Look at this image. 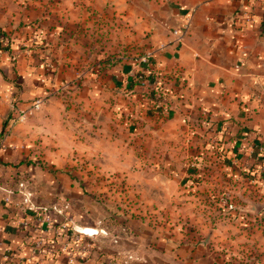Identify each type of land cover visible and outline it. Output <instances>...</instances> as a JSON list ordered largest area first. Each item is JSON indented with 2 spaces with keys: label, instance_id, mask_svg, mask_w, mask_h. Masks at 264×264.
<instances>
[{
  "label": "rangeland",
  "instance_id": "obj_1",
  "mask_svg": "<svg viewBox=\"0 0 264 264\" xmlns=\"http://www.w3.org/2000/svg\"><path fill=\"white\" fill-rule=\"evenodd\" d=\"M66 11L57 20L49 10L39 42L30 41L33 32L17 42L19 51L36 55L32 66L60 71L46 87L45 138L34 134L21 162L55 178L56 194L48 197L61 207L45 206L56 220L97 231L79 240L45 234L67 254L62 264H85V257L97 264H197L205 256L203 264H264L263 161L236 153L229 132L218 141L209 115L177 91L173 73L155 74L167 104L160 93L149 94L154 77L133 83L134 74L157 69L141 60L149 32L110 12ZM117 69L134 73L124 82L113 77ZM249 204L262 207L251 211ZM204 247L206 255L196 251Z\"/></svg>",
  "mask_w": 264,
  "mask_h": 264
},
{
  "label": "crops",
  "instance_id": "obj_2",
  "mask_svg": "<svg viewBox=\"0 0 264 264\" xmlns=\"http://www.w3.org/2000/svg\"><path fill=\"white\" fill-rule=\"evenodd\" d=\"M67 9L69 14L76 10L102 15L110 12L129 19L139 32H149L148 60L155 62L156 72L174 74L177 91L190 95L196 109L216 122L214 127L221 130L218 136L229 132L234 143L243 141L239 149L244 148L246 153L250 152L246 147L249 143L264 151V4L260 6L254 0H0V32L11 34L8 45L0 34V133L5 130L0 137V264H62L66 260L67 254L56 249L57 256L47 253L41 260L33 258L31 232L29 227L21 226L24 220L32 225L34 211L28 207H61L59 199L53 202L48 197L56 194L55 178L36 165L21 162L29 152L33 135L45 138L46 87L54 85L47 83L52 76L56 80L60 71L42 62L38 68L32 66L36 55L19 51L17 42L31 32L30 41L39 42L49 10L60 20ZM32 17L42 21H30ZM187 21V32L177 40L174 30H182ZM57 25L53 31L61 27L60 22ZM132 73L117 69L113 77L121 75L126 82ZM38 99L42 102L41 113L31 107ZM21 112L23 119L15 122ZM7 251L12 257L4 260ZM196 251L206 255L205 247ZM19 259L24 261L19 263ZM85 264L97 263L85 257Z\"/></svg>",
  "mask_w": 264,
  "mask_h": 264
},
{
  "label": "built area",
  "instance_id": "obj_3",
  "mask_svg": "<svg viewBox=\"0 0 264 264\" xmlns=\"http://www.w3.org/2000/svg\"><path fill=\"white\" fill-rule=\"evenodd\" d=\"M255 2H260L261 0H254ZM188 25L189 22L187 21L184 25L182 30L178 31V30H174V34L177 36V40H180L185 33L187 32L188 29ZM149 53H146L145 56H143L141 58L142 61H148L149 58ZM49 64L46 65V67H48ZM151 73H155L157 74V72L155 71H148ZM155 79L154 84L160 85V81H159V76L154 75L153 76ZM43 81V79H42ZM41 104V100H36L33 104H32V108L33 109H39ZM24 117V112H21L15 119L16 121H20L22 120ZM29 195V193H28ZM6 202H9L10 199L6 198L5 199ZM17 206H19L18 203H16ZM27 209H31L33 210V214H34V219L32 220V225L30 226V223H28L27 221H23L21 223V226L23 227H29V231L31 232V245H30V255L33 256V258H36L38 260H41L42 256L47 254V253H54V250H58L57 246L55 247L56 243H48L46 240V235L47 234H53L54 237L58 238L63 232H67L70 233V235L76 240L81 239L82 236H86V237H92V235L94 234H89V233H80L77 232L75 230V227H70L68 222H66V220H62V221H58L56 220L50 212V209L47 206H43L40 208H35V207H28ZM57 210V209H56ZM57 213H62L61 210H57ZM46 234V235H45ZM96 234V233H95ZM58 248H60L58 246ZM65 248V247H64ZM62 249V248H60ZM12 254L10 251H7L4 255L3 258L4 260H9L11 259ZM29 259V258H28ZM30 260V259H29ZM22 261H24L23 259H19L18 262L21 263ZM73 261L72 258L69 259V262L71 263Z\"/></svg>",
  "mask_w": 264,
  "mask_h": 264
},
{
  "label": "trees",
  "instance_id": "obj_4",
  "mask_svg": "<svg viewBox=\"0 0 264 264\" xmlns=\"http://www.w3.org/2000/svg\"><path fill=\"white\" fill-rule=\"evenodd\" d=\"M0 34L2 35V39H5L6 41H7V45L10 43V38L9 37H7L4 33H2V32H0ZM9 47V46H8ZM155 75V73H151V72H140V73H136V74H134L133 75V78L132 79H134V81H133V83L136 85L139 81H147V82H150L151 83V78L153 77ZM9 82L10 83H12V84H14L15 83V80H12V79H9ZM127 82V81H126ZM134 84H132V85H134ZM16 86H18L17 84H15ZM150 92H149V94L150 95H155L157 92L158 93H160V95H161V97L163 98L164 97V100L163 101H165V103L167 104V102L166 101H168L167 99V92H166V90H164L163 88H161V86H159V85H157V84H155V86H153V87H150V90H149ZM150 97V96H149ZM150 100H149V102L150 103H152L153 105H156L157 104V100H155L154 98H149ZM162 99H160V101H161ZM161 103V102H160ZM169 106V105H168ZM167 108V107H166ZM218 122H220V123H222L223 121L222 120H220V121H218ZM215 123L216 122H211V121H209V125H208V127L209 128H212L214 125H215ZM219 131H221L220 129H219V127H215V129H214V137H217V135H218V133H219ZM5 133V130H4V128L1 130V133H0V137L1 136H3V134ZM223 137V133H222V135H220L219 136V138H216L218 141H221V138ZM233 148L235 147V143L233 144V146H232ZM246 147H249L250 148V153H249V155L251 156V157H255V158H258V159H260V160H262L263 161V164H264V151H262V150H259V148L256 146V145H254V144H247L246 145ZM245 149L243 148L242 150H240L239 148L236 150V153H238L239 155H243V154H245ZM253 154V155H252ZM252 165H254V162H252L251 164H250V167H251V169H256L257 168V165H254V166H256V167H254V168H252L253 166ZM251 171V170H250ZM255 171V170H254ZM248 173H249V170H248ZM252 174V173H251Z\"/></svg>",
  "mask_w": 264,
  "mask_h": 264
},
{
  "label": "water",
  "instance_id": "obj_5",
  "mask_svg": "<svg viewBox=\"0 0 264 264\" xmlns=\"http://www.w3.org/2000/svg\"><path fill=\"white\" fill-rule=\"evenodd\" d=\"M247 207L252 211V210H254V211H259L260 209H261V207L262 206H258L257 204H249V205H247ZM75 230L77 231V232H80V233H84V234H86V230H80V228H75ZM96 233H97V231H96Z\"/></svg>",
  "mask_w": 264,
  "mask_h": 264
},
{
  "label": "bare ground",
  "instance_id": "obj_6",
  "mask_svg": "<svg viewBox=\"0 0 264 264\" xmlns=\"http://www.w3.org/2000/svg\"><path fill=\"white\" fill-rule=\"evenodd\" d=\"M86 232L90 233V234H95V230L92 228H87Z\"/></svg>",
  "mask_w": 264,
  "mask_h": 264
}]
</instances>
